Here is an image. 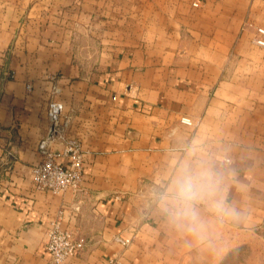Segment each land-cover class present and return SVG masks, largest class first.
<instances>
[{"label":"crops","instance_id":"0c3cea01","mask_svg":"<svg viewBox=\"0 0 264 264\" xmlns=\"http://www.w3.org/2000/svg\"><path fill=\"white\" fill-rule=\"evenodd\" d=\"M258 28L264 0H0V264H54L57 218L88 242L63 264H264ZM52 101L87 150L77 194L32 180ZM193 158L216 169L219 198L239 213L200 205L203 238L165 211Z\"/></svg>","mask_w":264,"mask_h":264},{"label":"built area","instance_id":"2783aa9c","mask_svg":"<svg viewBox=\"0 0 264 264\" xmlns=\"http://www.w3.org/2000/svg\"><path fill=\"white\" fill-rule=\"evenodd\" d=\"M196 5V4H195ZM254 43L264 47V28H258ZM50 129L47 137L39 144L42 159L32 166V180L35 188L50 190L55 193L72 191L79 193L83 190L84 165L87 150L82 143L67 134V122L62 121L63 104L52 101L49 104ZM184 122H189L187 118ZM62 143V150H57L54 144ZM67 159L62 162L61 158ZM219 162L229 161L224 154H217ZM114 240L123 247H128L133 238L117 234ZM86 238L79 232L64 227L59 218L49 222L47 226V251L54 264H63L67 259L78 255L87 246ZM100 264V263H96ZM102 264H121L118 255L109 256Z\"/></svg>","mask_w":264,"mask_h":264},{"label":"clouds","instance_id":"9594fccd","mask_svg":"<svg viewBox=\"0 0 264 264\" xmlns=\"http://www.w3.org/2000/svg\"><path fill=\"white\" fill-rule=\"evenodd\" d=\"M221 176L204 160L193 158L177 171L165 211L178 228L203 238L207 225L199 206L207 205L219 218L238 217L239 213L219 198Z\"/></svg>","mask_w":264,"mask_h":264},{"label":"rangeland","instance_id":"374dc122","mask_svg":"<svg viewBox=\"0 0 264 264\" xmlns=\"http://www.w3.org/2000/svg\"><path fill=\"white\" fill-rule=\"evenodd\" d=\"M241 255H243V256H242V259H243L242 262L245 263V260H244V259H245V257L248 256V253L242 252Z\"/></svg>","mask_w":264,"mask_h":264}]
</instances>
